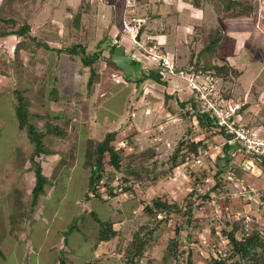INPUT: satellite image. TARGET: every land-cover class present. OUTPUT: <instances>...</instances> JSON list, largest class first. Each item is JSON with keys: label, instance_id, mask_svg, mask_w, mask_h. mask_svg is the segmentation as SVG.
<instances>
[{"label": "rangeland", "instance_id": "obj_1", "mask_svg": "<svg viewBox=\"0 0 264 264\" xmlns=\"http://www.w3.org/2000/svg\"><path fill=\"white\" fill-rule=\"evenodd\" d=\"M253 1L240 0L231 14L222 3L203 0L198 5L193 0H0V18L7 21L0 23V30L8 33L0 38V252L6 256L5 264L93 260L123 264L124 249L143 226L144 233L151 231V235L137 264H208L212 256L231 250L225 238L234 230L240 240L255 228L264 229V214H260L264 205L251 210L259 218L246 219L226 210L224 200L216 202L220 194L227 198L231 193L224 174L225 184L218 194L203 198L218 169L212 146L202 141L198 165L192 156L181 160L180 153L173 161L181 142L189 143L202 133L192 129L200 125L184 128L177 121L190 117L181 106L187 96L166 94L165 85L152 80L136 83L143 76L146 57L163 54L175 60L193 55L194 62L216 33L223 34L216 26L223 27L230 14L241 16L247 11L242 6L251 7ZM255 1L256 8L264 10V0ZM186 26L191 30L180 43L177 28ZM114 44L132 57L131 75L125 76L108 62ZM219 44L212 55L217 54V62L223 64L226 57H234L229 56L233 47L230 40ZM73 45L82 46L89 56L100 54L92 65L91 86L87 85L90 68L83 66L80 55L66 51ZM252 52L245 47V53ZM164 76L168 89L187 88L180 74ZM16 89L25 92L28 123L44 133V147L50 151L35 158L48 182L34 208L30 204L32 146L15 119ZM169 117L173 120L167 122ZM46 125L58 127L64 135L46 133ZM172 128L177 132L169 135ZM109 132L117 133L114 147H122L118 151L121 170L114 171L105 156L104 179L113 181L111 187L118 194L105 199L97 193L88 200L91 154L95 143ZM120 187L128 190L119 191ZM190 197L195 204L188 218L184 213ZM155 200L171 207L156 219L146 212ZM92 214L100 222L111 223L116 237L99 242L100 227ZM42 240L44 253L37 246ZM172 242L178 245L175 259L169 258ZM255 253L257 263L264 264L261 249ZM224 264L251 262L231 254Z\"/></svg>", "mask_w": 264, "mask_h": 264}, {"label": "trees", "instance_id": "obj_2", "mask_svg": "<svg viewBox=\"0 0 264 264\" xmlns=\"http://www.w3.org/2000/svg\"><path fill=\"white\" fill-rule=\"evenodd\" d=\"M205 2L211 3V4H218V6L222 3L223 4V10L229 11L230 9L239 6L240 3L234 0H203ZM193 3L195 5L199 4V0H193ZM248 7V6H247ZM245 6L246 12L249 13L251 10V7L247 8ZM79 14H76L75 16V22L78 24L79 21ZM7 22L6 20H2L0 18V23ZM8 33L0 30V38L7 36ZM216 37V38H214ZM223 38L225 36L223 34L216 33L213 36V40L210 41L207 45H205L204 49L201 51V53L198 55L199 57L196 58V61L193 62V55L190 56V65L195 66L196 64H199L201 60L204 61V64L201 69L195 67V71H201V72H211L214 76H217L221 79H227L230 77V75L237 76L238 73L234 70H232L229 66L226 64L217 65L212 64L213 58H217L215 54L218 46H220L219 42H223ZM117 45H113L110 49V57L108 58V62L111 63V55L113 54L115 48ZM47 48V47H46ZM66 51L71 55H80V60L84 67L90 68V78L88 80L87 85H92V76L94 75V69H92V65L99 59L100 54H93V55H87L85 53V49L80 45H73L70 48L66 49ZM113 65V64H112ZM114 67V65H113ZM126 80H129V77H125ZM145 80H152L156 83L166 85V81L163 80V77L159 74L157 71H150L147 75H143L139 79L136 80L137 84H140L144 82ZM14 97L16 98L13 110L15 114V119L18 124L19 130H25L26 135L28 138L29 143L32 146V153L30 154L29 161L31 163V168L34 174V186L31 190V206L34 208L37 204L38 198L44 194V186L48 182V178L43 174L42 167L40 163L35 161V158H38L41 155H47L50 153L49 150H47L44 147V133L41 131H38L36 127L30 123H28L27 118V109H28V101L26 100V97L24 96V91L21 89H16L14 91ZM188 102H182L181 106L184 108ZM187 114V112H185ZM196 119L198 121V125L206 131H210L211 129L214 130L215 126L213 123L209 120L208 117L205 115H197ZM46 133L49 134H55L57 136H63L64 132L59 129L58 127H52L51 125H46ZM217 132V131H216ZM219 133V132H217ZM222 134V133H221ZM117 136L116 132H109L107 133L104 138L101 141H97L94 145L92 154H91V174L88 179L87 184V192H86V199H90L91 197L98 195V189L100 186L105 187L106 189V195L108 199L114 198L118 193L116 189H113L111 187L112 180L106 181L105 173L104 171V164L103 160L104 157H108V165L114 170V171H120L121 170V158L119 156V149L114 147L113 142L115 141V138ZM227 140H229L226 137ZM228 142V141H227ZM204 147V144L202 141L198 142H181L180 148H178L173 156V161L179 155L181 160L188 159L189 157H197L199 155V149L201 147ZM236 146V145H235ZM182 147H186V149L182 150ZM237 147V146H236ZM237 150V148H236ZM223 151V157L219 160L222 162V166H218V169L216 173L213 176V179L215 181L214 185L208 190V194H205L203 198L208 199V195L210 193L218 194V191L224 187L222 175L224 172L225 167L231 160V154L235 151V147L232 145H229V143H226L222 147ZM153 155V153L151 152ZM108 179V178H107ZM225 181V180H224ZM121 190L127 191L128 188H122ZM119 188V189H120ZM264 200V199H263ZM264 202V201H263ZM195 203L191 201V197L189 198V201H187L185 207H188V210L184 213L188 218L191 214V205H194ZM190 205V207H189ZM170 206L166 205L165 203H162L160 200H155L153 202L152 207L146 208V212L150 217H154L156 219V216L160 213H165L170 210ZM176 208V207H173ZM94 217L95 222H97L98 226L100 227V232L98 236L99 242H108L114 237H116L117 233L113 230L112 224L109 222H100L94 214H92ZM191 217V216H190ZM160 221V220H159ZM73 225V222L72 224ZM72 229V228H71ZM69 229V231L71 230ZM144 226L140 227L137 232L134 233L132 240L127 244L126 248L124 249V263L123 264H137L140 258L144 255L146 248H147V237L151 235V231L148 233H144ZM69 231H66L64 233L65 236H69ZM236 230H234L233 233L228 235L229 245L231 250L228 251L227 257H229L231 254L233 256H238L241 259H246L251 262V264H258L256 259V253L255 250L260 248L261 253L264 255V239L260 237L259 229L255 228L250 233L245 234L240 240L236 239L235 233ZM178 251V245L177 242H172V245L170 247L169 251V258L175 259L177 256ZM62 260V259H61ZM60 260V261H61ZM226 258H217L212 256L208 262V264H224ZM64 261H62L59 264H64ZM88 261L86 264H99L98 261L93 260Z\"/></svg>", "mask_w": 264, "mask_h": 264}, {"label": "crops", "instance_id": "obj_3", "mask_svg": "<svg viewBox=\"0 0 264 264\" xmlns=\"http://www.w3.org/2000/svg\"><path fill=\"white\" fill-rule=\"evenodd\" d=\"M240 2V0H234ZM258 1V0H257ZM256 1L251 2V10L249 13L245 11L240 16H232V8L228 11L230 12L229 17H225V25L222 27L216 26L217 29H222L223 35L225 36V41L230 40L233 51L230 52L234 54V57H226L225 63L232 70L236 71L238 75L230 79H221V91L224 99L232 100L242 104V110L240 113L241 123L247 125L250 131L254 132L259 136L264 135V53L261 57H258L256 54L260 51H264V10L261 8H256ZM241 5V4H240ZM237 6L238 7H240ZM247 6V4H245ZM262 5V4H261ZM245 8V6H242ZM242 9V8H240ZM243 10V9H242ZM222 14V13H220ZM253 27V28H251ZM209 28V27H207ZM191 29L186 27L177 28V37L181 40H184V35H188V32ZM224 44V43H223ZM248 46L253 50L252 54L245 53V47ZM174 52L176 53V49ZM256 52V53H255ZM255 53V54H254ZM197 58V57H196ZM173 62L176 60L177 63L181 62L179 65L176 64V70H182L187 72L191 69L199 68L201 69L204 61L201 60L199 64L195 66L190 65V57H172ZM196 61V60H195ZM194 61V62H195ZM218 58H213L212 64L222 65L218 63ZM175 64V63H174ZM180 66V67H179ZM168 82L166 83V94L173 95H182L188 97V91L186 87L175 86L172 89H168ZM186 97V98H187ZM152 106V104H151ZM150 106V107H151ZM186 108V106H185ZM184 108V111H185ZM148 110V109H147ZM183 110V109H182ZM150 111V110H148ZM150 114V113H149ZM177 121L184 128H189L193 126L192 119L190 117L184 119L177 118ZM190 122V123H189ZM193 130L200 129L202 133L198 134L194 138H190L191 142L203 141L207 146H212V151L215 158H222L223 151L222 147L227 143V139L220 133H217L215 130H204L201 127H192ZM177 132V128H172L169 135H173ZM167 135V137L169 136ZM170 138V137H169ZM160 139V138H158ZM169 140V139H167ZM171 141V139H170ZM235 147V151L231 154V160L224 169V179L227 180V189L231 190V193H227L226 197H221L220 194L216 202L221 203L222 200L225 201L226 210L236 212L237 215H240V218L250 219V217L259 218L260 214H264V207L261 208L260 214L256 211H251L255 205L263 206L264 205V170L259 166V164L249 156H246L236 150L235 144H230ZM217 160H214L216 167L222 166L218 164ZM242 189L249 191L243 195ZM249 194V196H248ZM251 198V200L247 198ZM215 198V197H213ZM218 200V201H217ZM228 200V201H226ZM31 201V200H30ZM215 202V200H213ZM31 204V203H30ZM37 205V204H36ZM247 215H250L247 217ZM257 220V219H256ZM258 221V220H257ZM264 223V222H263ZM114 225V224H113ZM7 241L5 238L1 239L2 242ZM44 240L38 242V247L41 248V253H44L45 246L43 244ZM103 243V242H101ZM50 250V249H49ZM8 249L5 248V254L7 255ZM48 253V252H47ZM61 251H58V256ZM5 255L3 252H0V264H5ZM4 261V262H3ZM49 264V263H48ZM50 264H59L50 262Z\"/></svg>", "mask_w": 264, "mask_h": 264}, {"label": "built area", "instance_id": "obj_4", "mask_svg": "<svg viewBox=\"0 0 264 264\" xmlns=\"http://www.w3.org/2000/svg\"><path fill=\"white\" fill-rule=\"evenodd\" d=\"M145 59L146 61L142 62L141 72L143 75H147L150 71H157L163 77V80H165V74H180L181 77L186 79L188 97L184 102H188V105L185 110L192 119L194 126L198 125L196 116L205 115L215 126L214 130L229 139L227 143L235 144L238 152L254 159L264 170V135L255 134L250 131L246 124L241 123L242 104L223 98L220 78L215 77L211 72L195 71V69L187 72H177L173 59L167 57V55H153ZM166 120L170 122L173 119L169 117ZM200 155L199 153L194 158L197 165L200 164ZM227 180L230 181L229 178ZM241 191L243 195L247 192L245 189ZM98 192L101 193V197L104 195L103 197L107 199L105 187L100 186ZM247 199L251 200L250 197ZM259 233L260 237L264 239V229L259 230ZM225 239L227 245H229V240ZM226 252L224 251L223 255H221L222 259L228 258ZM219 256L216 257L218 258Z\"/></svg>", "mask_w": 264, "mask_h": 264}, {"label": "water", "instance_id": "obj_5", "mask_svg": "<svg viewBox=\"0 0 264 264\" xmlns=\"http://www.w3.org/2000/svg\"><path fill=\"white\" fill-rule=\"evenodd\" d=\"M112 64L125 76H129L134 71V62L131 56L125 55L124 48L117 46L111 56Z\"/></svg>", "mask_w": 264, "mask_h": 264}]
</instances>
